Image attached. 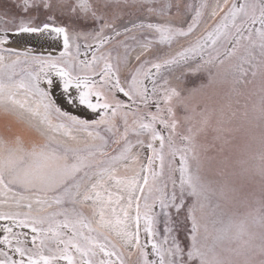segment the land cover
<instances>
[{"label":"snow or ice","instance_id":"obj_1","mask_svg":"<svg viewBox=\"0 0 264 264\" xmlns=\"http://www.w3.org/2000/svg\"><path fill=\"white\" fill-rule=\"evenodd\" d=\"M0 264H264V0H0Z\"/></svg>","mask_w":264,"mask_h":264},{"label":"rangeland","instance_id":"obj_2","mask_svg":"<svg viewBox=\"0 0 264 264\" xmlns=\"http://www.w3.org/2000/svg\"><path fill=\"white\" fill-rule=\"evenodd\" d=\"M237 143L239 146H241V147L243 146V140L242 139L238 140Z\"/></svg>","mask_w":264,"mask_h":264}]
</instances>
